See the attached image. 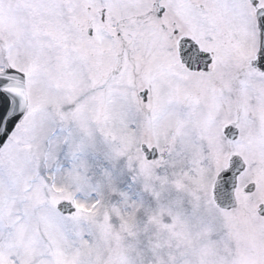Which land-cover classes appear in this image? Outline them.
Returning a JSON list of instances; mask_svg holds the SVG:
<instances>
[{"label": "snow or ice", "instance_id": "1", "mask_svg": "<svg viewBox=\"0 0 264 264\" xmlns=\"http://www.w3.org/2000/svg\"><path fill=\"white\" fill-rule=\"evenodd\" d=\"M0 264H264V0H0Z\"/></svg>", "mask_w": 264, "mask_h": 264}]
</instances>
